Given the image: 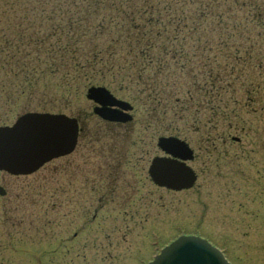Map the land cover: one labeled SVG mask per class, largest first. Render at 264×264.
I'll use <instances>...</instances> for the list:
<instances>
[{"label":"rangeland","instance_id":"obj_1","mask_svg":"<svg viewBox=\"0 0 264 264\" xmlns=\"http://www.w3.org/2000/svg\"><path fill=\"white\" fill-rule=\"evenodd\" d=\"M3 10L7 13V6ZM208 40L216 49V39L211 35ZM214 55L208 54L209 67L220 71L219 85L229 83L220 98L232 96V90L238 100L245 91L252 97L247 103H228L224 112L237 116L221 119L216 129L203 128L207 111L194 118L195 106L202 104L200 92H191L190 106L180 100L175 111L154 104L159 115L166 109L165 117L154 118L153 107L136 98L140 94L109 89L133 106L132 121L125 124L95 117L87 89L66 95V103L56 95L50 113L78 118L86 133L72 154L34 174L0 172L6 193L0 197V264H147L173 240L189 235L207 240L230 264H264V103L258 92L252 94V83L239 86L234 75L223 74L220 54ZM195 72L201 88L207 76ZM249 72L248 81L263 83V77ZM189 87L176 96L186 98ZM6 109L0 108V118L10 116L4 118L8 125L25 113ZM169 135L197 152L193 168L198 178L189 190L156 187L147 175L150 161L163 156L158 137Z\"/></svg>","mask_w":264,"mask_h":264},{"label":"trees","instance_id":"obj_2","mask_svg":"<svg viewBox=\"0 0 264 264\" xmlns=\"http://www.w3.org/2000/svg\"><path fill=\"white\" fill-rule=\"evenodd\" d=\"M211 35L216 49L209 47ZM211 51L220 54L223 74L239 86L252 83L264 103V0H0V108L50 113L56 95L65 100L90 87L117 94L129 88L153 107L154 118H163L166 109L159 115L154 104L175 111L200 92L194 118L207 111L203 128L216 129L221 119L237 116L224 112L228 103L252 97L245 91L238 100L232 90L220 98L229 83L219 85ZM196 70L207 76L201 88ZM252 70L262 84L247 80ZM183 84L191 90L181 99L176 91ZM4 118L0 126L8 125Z\"/></svg>","mask_w":264,"mask_h":264},{"label":"water","instance_id":"obj_3","mask_svg":"<svg viewBox=\"0 0 264 264\" xmlns=\"http://www.w3.org/2000/svg\"><path fill=\"white\" fill-rule=\"evenodd\" d=\"M86 99L92 112L105 122L125 124L132 120V106L116 99L103 87H90ZM79 128L75 118L64 114L28 112L12 124L0 126V172L29 176L45 164L70 155L76 146ZM238 139L232 138V141ZM157 148L163 156L154 157L147 175L153 185L169 191L191 189L196 175L186 162L193 159L187 144L176 137H159ZM0 187V197L5 195ZM148 264H229L223 254L198 236H180L153 257Z\"/></svg>","mask_w":264,"mask_h":264},{"label":"flooded vegetation","instance_id":"obj_4","mask_svg":"<svg viewBox=\"0 0 264 264\" xmlns=\"http://www.w3.org/2000/svg\"><path fill=\"white\" fill-rule=\"evenodd\" d=\"M77 120V124H78V128H79V133H78V137H77V143H76V146H75V149H76V147L78 146V142H79V138H80V135H81V133H82V126H81V124H80V122H79V120L78 119H76ZM186 144H187V146L192 150V152H193V159L191 160V161H188V162H186V164L191 168V170L194 172V174L196 175V181H197V178H198V176H197V174L195 173V171H194V168H193V164L195 163V161L197 160V152H195V150L191 147V145H190V143L189 142H187V141H184ZM75 149H74V151H75ZM73 151V152H74ZM72 152V153H73ZM71 153V154H72ZM230 193H234V190H232V187H231V189L229 190V194ZM231 197V195H229V196H225V198L227 199V198H230ZM93 219H94V217H93ZM92 219V220H93Z\"/></svg>","mask_w":264,"mask_h":264}]
</instances>
